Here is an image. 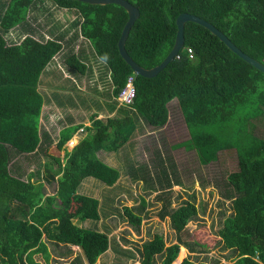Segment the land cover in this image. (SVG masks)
<instances>
[{"label":"trees","instance_id":"1","mask_svg":"<svg viewBox=\"0 0 264 264\" xmlns=\"http://www.w3.org/2000/svg\"><path fill=\"white\" fill-rule=\"evenodd\" d=\"M36 0H0V264H38L47 261L46 243L78 248L87 264H95L109 247L104 233L79 227L73 221H97L98 200L77 192L85 178L112 186L119 172L101 162L96 153H115L124 146L137 124L153 129L167 122V104L175 100L188 139L178 145L195 152L198 162L215 161L219 151L233 149L236 170L226 175L220 197L231 213L215 236L216 243L185 241L186 224L195 215L190 201L169 208L164 201L158 218L168 219L175 243L166 245L154 234L141 244L138 264H173L179 248L187 253H205L218 246L232 255L230 264H264V136L247 131L248 120L264 109V75L228 51L208 31L193 23L183 26V46L155 77L134 75L135 94L128 108L115 107L114 98L132 74L116 50V41L126 21L117 5L93 6L75 1L52 0L56 7L71 10L76 29L72 39L64 34L39 41L21 29L17 42L6 34L24 25ZM139 13L124 43L127 55L140 67L159 64L170 50L180 13L197 16L214 26L241 52L264 64V0H126ZM77 36L86 40L94 57L108 72L112 98L108 109L114 115L89 117L85 135L67 151L63 145L80 126L64 128L52 144L38 130L43 98L37 91L39 76L63 46ZM190 49L187 58L184 49ZM72 49L62 57L67 72L83 75L85 64ZM209 127V131H204ZM17 155L40 153L46 158L43 174L28 173L22 180L8 172V151ZM131 177L138 179L135 175ZM43 183H55L46 194ZM177 185V183H175ZM169 192L172 184L165 183ZM144 201L123 207L128 226L138 232ZM182 248L180 254L182 255ZM158 258V261H155ZM63 264H82L78 256ZM179 264L192 263L187 257Z\"/></svg>","mask_w":264,"mask_h":264},{"label":"rangeland","instance_id":"2","mask_svg":"<svg viewBox=\"0 0 264 264\" xmlns=\"http://www.w3.org/2000/svg\"><path fill=\"white\" fill-rule=\"evenodd\" d=\"M75 19L73 11L56 7L52 0H36L34 7L27 13L25 24L11 29L6 34V39L7 42H17L23 35L21 29H25L24 34H30L39 41L53 38L57 34H64L65 39H72L76 29L71 23ZM70 48L81 56L80 59L85 64L86 71L83 75L67 72L62 64V57ZM37 91L41 94L45 107L41 111L42 120L52 119L53 122L47 123V120L44 124L55 140L56 130L65 124L76 123L73 126H82L83 123H89L91 115H96L97 119L114 115V110L110 112L108 109L112 98L106 95L110 92L108 72L94 57L88 42L79 36L74 38L71 45L63 46L46 65L39 76ZM167 111V122L162 128L153 129L137 124L129 141L117 152L113 154L100 151L97 154L101 162L119 172V177L112 186L106 187L95 179L85 178L77 188L79 194L98 200L99 218L97 221L73 223L104 233L110 242V247L98 256L95 264H138L141 244L150 240L154 234L160 235L166 245L175 243L168 219L158 218L164 204L163 200L155 199L159 192L162 198L169 201L171 209L183 207L185 201L192 204L195 215L186 224L185 241L202 240L215 244L217 230L224 218L231 213L229 203L220 197V193L226 175L237 169L234 150L219 151L215 161L201 165L193 150L184 146L174 147L188 139L187 129L175 100L167 104ZM247 125L248 132L264 136V109L261 115L248 120ZM203 130L209 131V127ZM39 132L46 133L42 125ZM65 132L66 130L62 131ZM84 132L83 127L76 134L84 136ZM8 153L7 167L10 175H19L24 180L28 173L43 174L42 164L47 160L39 152L17 155L9 150ZM131 174L143 180L133 179ZM166 181L172 184L169 192L166 190ZM46 187L48 191L45 192L51 194L55 183ZM140 200L144 201V209L136 233L126 223L122 209L136 207ZM45 244L47 261L39 253L32 255L38 264H63L74 256H78L82 264H87L82 252L76 247ZM180 248L173 264H179L185 257L192 263L230 264L232 261L230 252L221 249L219 245L202 254L187 253L182 248V255L179 256Z\"/></svg>","mask_w":264,"mask_h":264},{"label":"water","instance_id":"3","mask_svg":"<svg viewBox=\"0 0 264 264\" xmlns=\"http://www.w3.org/2000/svg\"><path fill=\"white\" fill-rule=\"evenodd\" d=\"M65 1H75L87 5L93 6H106V5H117L123 9L126 13V21L123 24L119 37L116 41V50L121 58V60L128 66L131 73L146 79H150L155 77L169 62L172 61L174 56L179 52V50L183 46V26L185 23H193L195 25L200 26L201 28L208 31L210 35L215 37L220 43L224 45V47L234 54L237 58L242 60L247 65L251 66L256 71L262 73L264 75V64L254 60L253 58L247 56L243 52H241L236 46H234L220 31H218L214 26L205 20L191 15L187 13H180L174 19V25L176 28L173 44L166 54V56L162 59V61L156 66L144 69L138 66L125 52L124 43L127 38L128 32L132 27L135 20L138 18L139 13L138 10L132 6L126 0H65Z\"/></svg>","mask_w":264,"mask_h":264},{"label":"built area","instance_id":"4","mask_svg":"<svg viewBox=\"0 0 264 264\" xmlns=\"http://www.w3.org/2000/svg\"><path fill=\"white\" fill-rule=\"evenodd\" d=\"M184 51L187 55V58L191 59L192 57L191 50L186 48L184 49ZM175 58H178V55H175ZM133 82H134V74H130L125 78L123 87L119 90L118 94L114 98L116 107H124V108L130 107V105L132 104L133 98H134V94H135V88H134ZM81 131L82 129H79L78 131L74 133L73 136H75L77 132H81ZM76 143H77V140L74 137L68 139L65 144V149L69 151L70 149L74 147V145H76Z\"/></svg>","mask_w":264,"mask_h":264},{"label":"crops","instance_id":"5","mask_svg":"<svg viewBox=\"0 0 264 264\" xmlns=\"http://www.w3.org/2000/svg\"><path fill=\"white\" fill-rule=\"evenodd\" d=\"M37 86H38V84H37ZM36 89H37V87H36ZM43 108L45 109V107L43 106V104H42V106H41V109H40V114H39V120H38V130H39V128H40V126L42 125L43 127H44V129H45V131H46V133L48 134V136H49V138H50V140H51V143L52 144H54L56 141H57V139H58V135H59V133L64 129V128H66V127H69V126H73V125H77L76 123H70V124H65L63 127H60L58 130H56V137H57V139L55 140L54 138H52V136L49 134V131H48V128H46L45 126V122L47 121V123H49V122H53L52 121V119H50V118H45V121H43L42 120V116H41V111L43 110ZM48 108H51V107H47V109ZM48 116V115H47ZM50 116V115H49ZM48 116V117H49ZM87 126H89V123L87 122L86 124L85 123H83L82 124V126H80V128H78L76 131H78L79 129H82L83 127H87ZM75 131V132H76ZM75 132H73L72 134H71V136H70V138H72V137H74L76 140H77V142L83 137V135L81 134V136H79L78 134H76L75 136H73L74 135V133ZM84 135H85V132H84ZM81 137V138H80ZM69 138V139H70ZM79 139V140H78ZM65 144H66V142L64 143V145H63V148H65ZM99 152H97L96 153V156H97V154H98ZM107 153V152H106ZM114 154V153H113ZM98 158V157H97ZM107 165V164H106ZM109 166V165H108ZM110 167H112V166H110ZM82 183V182H81ZM80 183V184H81ZM47 185L46 184H44L43 183V187H44V191L45 190H47L48 191V189H47V187H46ZM46 193V192H45ZM46 194H49V193H46ZM82 223V222H81ZM45 246H46V244H45ZM48 254V253H47Z\"/></svg>","mask_w":264,"mask_h":264}]
</instances>
